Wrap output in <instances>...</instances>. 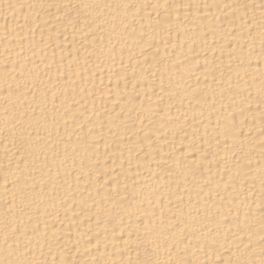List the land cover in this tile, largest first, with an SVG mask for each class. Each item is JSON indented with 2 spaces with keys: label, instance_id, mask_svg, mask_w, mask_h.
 Instances as JSON below:
<instances>
[{
  "label": "bare ground",
  "instance_id": "1",
  "mask_svg": "<svg viewBox=\"0 0 264 264\" xmlns=\"http://www.w3.org/2000/svg\"><path fill=\"white\" fill-rule=\"evenodd\" d=\"M0 264H264V0H0Z\"/></svg>",
  "mask_w": 264,
  "mask_h": 264
}]
</instances>
